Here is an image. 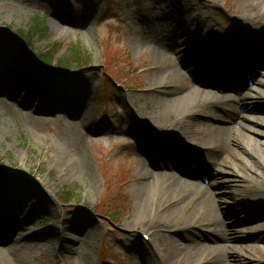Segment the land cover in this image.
<instances>
[{"label": "rangeland", "instance_id": "374dc122", "mask_svg": "<svg viewBox=\"0 0 264 264\" xmlns=\"http://www.w3.org/2000/svg\"><path fill=\"white\" fill-rule=\"evenodd\" d=\"M200 5L204 6V11L212 20L218 22L217 26L223 32L233 30L228 23L235 21L230 22L229 15L242 12L250 14V22L244 26L264 31V7L250 12L242 0H201ZM154 7L150 0H0V54H3L0 66L6 65L9 59L7 65L15 68L18 76H28L32 87L36 88L33 94L35 104L40 107L48 105L50 99L47 96L52 95L59 103L66 102L71 109L84 100H87L86 103L89 101L87 106L91 104L86 111L89 122L85 126L78 122L76 130L68 123L77 122V119L69 121L67 115H61L58 111L55 114L43 111L33 113L24 110L21 103L0 96V194L13 207L15 204L21 206L15 199L22 197V194L30 196L29 204L32 207L26 209L28 219L25 222L33 226L36 232V235L29 236L31 240L28 241L32 245H39V250L35 252V264H136L137 241L134 239L142 240L146 247L161 239L159 233H169L174 237L164 247V255L168 259L178 256L180 253L175 249L174 242H177L175 239L182 242L177 234L182 230L184 219L174 216V223L165 222L166 212L157 208L164 209L170 201L177 202L179 209L187 204V198L179 202L174 200L175 197L172 199L170 192L176 185L170 184L169 173L208 185L216 193L218 209H223L221 218L226 221V226L232 228L236 225L243 234L253 237V241L248 242L250 239L245 243L246 252L242 253L238 264H264V222L258 230L254 226L240 224L251 214L259 212L256 197L259 182L253 176L255 167L252 166L258 167L261 162L264 163L262 137L236 125L239 131L244 130L251 137L243 138L248 150L239 149L247 165L241 166L244 175L234 178L223 173V178L232 181L231 191L222 189L224 179L212 183L219 176L218 173L205 171L201 167L198 180L190 177V167L185 166L181 170L180 167L172 168L169 172L164 168H153L137 148V143L145 145L150 141L151 149L157 147L156 140L161 138L160 134L142 125L140 119L145 124L147 122L162 128L164 124L153 118L159 115L163 102L174 96L173 90L185 94L192 85L196 88L208 87L220 95L236 97L240 112L252 117L247 109L248 95L264 90V84L258 83L264 80V66L258 68L254 81L244 79L236 72L227 77L216 75L210 79L203 69L195 73L198 81L192 79L185 73L184 67L194 51L179 55L168 49L170 41H166L165 31L161 33L159 26L164 30L172 29V26L169 25L170 21L152 20L158 14ZM51 12L73 23L64 26L63 32L55 31L50 22ZM36 16L44 19L48 38L35 37L27 40L26 45L21 42L18 33L27 32ZM84 25L89 26L88 34ZM155 32L159 33V39L153 36ZM196 35V32H192L191 38ZM75 41L82 44L90 59V65L81 72L73 66L67 71L44 67L39 60L42 51L51 44L63 42L69 45ZM63 54L65 49L57 52L56 57ZM156 54L164 61V65L157 68L153 61ZM175 69L186 74L177 82L174 76L171 79ZM66 72L70 77L66 76ZM170 79H175V83L170 84ZM73 80L80 82L78 86ZM111 80L116 87L112 97L109 92ZM199 80H204L206 87L199 85ZM118 83L121 88L116 86ZM6 84L8 86L9 83L0 78V86ZM20 89L23 95L28 93L23 86ZM101 90L103 94L109 93V101L100 99ZM201 116L210 117L208 113L189 114L186 117L187 122L189 119L192 122L191 131L186 129L183 115H174L175 118L172 117V122L165 127L189 144H210L215 137L208 130V119L203 120ZM249 119L251 121H241L247 126L264 130L263 126L255 124L256 120ZM132 127L137 128L138 135L132 133ZM62 132L76 137L79 151L74 155L85 161L80 168L72 167L71 163L64 165L58 162L60 149L65 146L60 139ZM228 157L232 162L234 158ZM142 164L155 177L149 180L152 184L148 199L156 207L148 222L135 225L132 222L136 204L134 185L139 179L137 173ZM231 168L228 166L226 170L231 171ZM67 187L74 188L75 194L69 204H62L56 197H60ZM110 209H115L111 211L118 218L114 220V226L108 218L96 214L97 211L105 213L102 210ZM13 210L17 213L15 208ZM87 219L91 220L92 228H84L76 233L73 229L83 226ZM139 232H145L149 240H145ZM82 234L90 236L92 245L88 253H83L81 249H59L62 237H81ZM50 237L54 238L52 243L48 241ZM9 242L5 241L6 244ZM39 252H43V256ZM153 257L157 259L156 255ZM178 262L191 264L184 259Z\"/></svg>", "mask_w": 264, "mask_h": 264}, {"label": "bare ground", "instance_id": "6f19581e", "mask_svg": "<svg viewBox=\"0 0 264 264\" xmlns=\"http://www.w3.org/2000/svg\"><path fill=\"white\" fill-rule=\"evenodd\" d=\"M150 1H152L155 6V11L158 12L152 20L170 21L169 25L172 26V29L165 30L163 28L161 29V26H159L161 33L165 31L164 38L167 39L166 41H170L168 49L185 54L188 49L197 47L198 42H202V47H198V50L191 56L186 66V71L191 77L195 75V72H197L200 67L203 69L204 66L212 71L213 74L211 78L215 77V74L219 73V71L223 72V69L226 67H228L229 72L237 71L242 73L243 71L244 75H249L256 70V67L260 63H264V31L260 32L261 30H256L254 28L253 31L247 26H244L245 23L250 22L249 12L245 11L246 13L242 12L235 16L229 15V21H235L233 23H228L233 30L223 32L221 28L217 26L218 22L212 20L207 14V11H204V6L200 5L201 0ZM242 1L250 12L257 11V9L260 10L264 7V0ZM165 7H168L170 10ZM50 22L52 28L58 32H63L61 30L64 26L73 23V21L52 12L50 14ZM84 28L88 34L90 31L89 26L84 25ZM192 32L197 33L195 39L191 38ZM158 35L159 33L155 32L153 36L156 37L155 39H159ZM209 37L213 38V40H207ZM2 56L3 54H0V60L3 58ZM196 58H198V61L202 60L201 64L190 65ZM1 61H3V59ZM6 61L5 63L8 64L9 59ZM153 61L155 63V68L164 65V61L159 59L157 54L153 55ZM160 63L161 65H157ZM7 64L0 66L1 80L9 83L8 86L7 84L6 86H0L1 97H6L12 102L21 103L24 110H29L33 113L43 111L44 113L55 114V112L58 111L61 115H67L70 118L69 121L77 119V122L71 121L68 123L76 130L80 122L83 126L89 122V117L86 113V111L91 108V104L87 106L89 101L86 103L87 100H84L78 104V107L71 109L67 107V103L64 101H60V104H56V96L52 95L48 96L50 99V101H48L49 104L40 107L35 104V96L33 94L36 88L32 87V81L28 80V76H18L16 69ZM184 75L186 74L181 70L175 69L171 79L174 76L177 82V80H181ZM171 79L169 83H175L173 82L175 79H173V81ZM258 83L263 85L264 80H259ZM21 86H23L26 92L28 91L27 94L23 95V90L20 89ZM197 87L199 88L192 85L191 89L185 94L173 90L172 93L174 96L167 98L166 101L163 102L159 115L153 118L154 121L164 124L162 125L163 132L159 135L161 138L156 140V143H159L160 147L158 155L153 154V150L149 147V145L152 144L150 139H147L150 142H146L145 145H140L138 143V149H140L143 155H146L150 164L153 165V168L159 165V167H165L169 170L173 166L174 169L180 167V164H182L181 159H184L183 154L186 153L189 156L186 158L187 160L184 164L190 167L193 162L197 161V158L208 171L219 174V176L212 181L213 184L222 182L221 179H224L223 183L225 185L222 189L231 191L233 186L232 181L230 178H223L224 174H226V176L227 174H230V176L233 175L234 178L244 175L242 174L241 166H245L246 161L241 157L239 149L247 151L249 147L245 144L243 138L251 137L243 132L244 130L239 131L236 125L238 124L244 129L262 137V143L264 144V130H260L255 126H247L241 121L242 119L251 121L249 118H252L256 120L255 124L261 125L264 128V102H259V100L264 99V90L257 92L255 95L253 93L248 95L250 101L247 105V109H249L252 115V117H248L240 112V108L236 104V97L231 95H220L209 88ZM63 89L62 86L61 91H63ZM51 101L53 103H51ZM200 113H208L210 116H201L203 120L208 119V130H210L212 132L211 135L215 137L212 140L214 142L210 144L192 143L190 144L191 148L189 143L182 140L176 133L172 131L168 132L165 127L172 122V117L175 118L174 115H183V117L186 118L189 114L197 115ZM27 117L30 118L28 115ZM187 118L185 121L187 125H184L187 130H190L193 128V125L190 119L187 122ZM91 127H93V125ZM132 133L138 135L136 127H132ZM60 136L65 146L60 149L61 153L59 154L58 162L64 165L71 163L72 167L75 168L83 166V162L85 161L74 155L79 151L76 137L69 136L65 132H62ZM73 150L75 152H73ZM252 150H254V152L256 151L255 149ZM228 155L234 158L232 162H230ZM156 161L164 164H159ZM145 166L146 165L142 164L138 168L137 175L139 179L134 185L136 204L132 222L135 225L148 222V220L151 219L150 216L154 207H156L155 203L148 199L152 184L149 180L155 177L151 175ZM228 166L232 167L231 171L226 170ZM252 167H255L253 168L255 173L253 176L255 180L259 182V189L256 191V197L259 204L258 210L261 211V213L251 215L244 220V223L264 221V163L261 162L258 167ZM225 171L227 173H225ZM168 175H170L168 177L169 179L167 178L170 180V184L176 185L174 186L175 188H172L173 191L171 190L170 192L172 199L175 197L176 199L174 200L179 202L181 199L187 198L185 201V203H187L184 206L185 208L182 207L179 209V204L176 205L177 202L172 201H170L164 209H159V206H157L158 210L166 212L164 215V218H166L164 220L165 222L174 223V216H176L177 219L180 217L184 219L182 221V227L180 228L182 230L178 231L177 234V236L182 239V242H179L177 239H175L177 242H174L175 249H178L180 253L178 254L179 257L175 256L168 259L169 257L167 258L164 255V247L169 244L167 243L169 239H174V237L169 233H159L158 237L161 239L155 240L146 247L144 243H142V240L140 241L138 238L134 239V241H137L135 245L137 259L135 258V263L180 264L178 261L184 259L191 264H238V260L241 259L242 253L246 252L247 245L245 246V243L250 239L253 241V237L243 234L236 225L232 226V228L226 226V221L221 218L224 213L222 211L223 209H218L217 197L215 196L216 193L213 192L208 185H203L198 181L189 180L187 178L182 179L174 173H169ZM190 177L198 180L199 174H197L195 170H192ZM217 178L220 180H217ZM41 182L42 181H40V183ZM4 199L5 196L0 194V264H35V252L36 249L39 250V245H32L31 242L28 241L31 240L29 236L36 235V232L33 226L30 227V225L25 222V220L28 219L26 209L32 207L29 204L30 196L22 194V197L19 196L16 198L15 201L21 204V206L15 204V207ZM14 208L17 213L13 210ZM91 225V220L87 219L83 226H77L73 230L77 231L76 233H80L84 228L90 227L91 229ZM24 229L27 230L24 232ZM6 240L10 242L6 244ZM48 241L52 243L54 238L50 237ZM90 245H92L90 236L88 234H82L81 237H62L59 249L62 251H65V249H81L83 253H88ZM83 247H85L84 250ZM39 253L42 255L43 252ZM153 255H156L157 259H155ZM45 258L47 259L46 256ZM244 259H246V257H244ZM253 261L254 260H251L250 262Z\"/></svg>", "mask_w": 264, "mask_h": 264}, {"label": "trees", "instance_id": "16d2710c", "mask_svg": "<svg viewBox=\"0 0 264 264\" xmlns=\"http://www.w3.org/2000/svg\"><path fill=\"white\" fill-rule=\"evenodd\" d=\"M46 30L47 29L44 19L36 16L32 20L31 27L29 28V30L25 32L26 34L22 32V34L20 33V36H22L27 40H31L35 37L47 39L48 37L45 33ZM62 49H65V54H63L61 57H56L57 52H59ZM43 55L45 57L46 62L57 60L60 67L63 69L70 68V66H73L78 69H82L90 65L89 56L86 54L82 44L79 41L72 42L69 45H66V43L63 42H55L54 44H51L46 48ZM109 86H110L109 92L111 95L114 92V88L113 85H111L110 83ZM107 95H109V93H107ZM74 194H75L74 188L67 187L63 190L60 196V200L63 201L64 203H69L73 198ZM111 210H115V209H110V211L102 210L105 213L100 211L99 212L109 216L113 220L118 219L117 216Z\"/></svg>", "mask_w": 264, "mask_h": 264}]
</instances>
